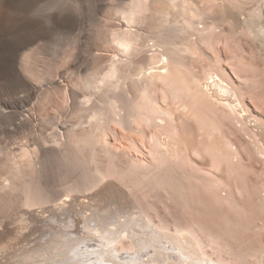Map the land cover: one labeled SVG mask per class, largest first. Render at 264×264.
I'll use <instances>...</instances> for the list:
<instances>
[{
    "label": "bare ground",
    "instance_id": "6f19581e",
    "mask_svg": "<svg viewBox=\"0 0 264 264\" xmlns=\"http://www.w3.org/2000/svg\"><path fill=\"white\" fill-rule=\"evenodd\" d=\"M69 1L59 0L61 5ZM195 1L129 0L118 10L120 23L110 31L109 41L121 56L112 59L109 65L106 63L107 66L97 64L96 69L80 78L82 94L72 90L70 98L76 104L82 96L77 108L81 113L82 123L85 124L66 131L64 138L62 134L60 138L53 139L52 150L56 148L73 167L82 170V174H79L85 181L82 180L81 185L77 183V186L75 183L73 187L77 192L88 191L91 186L110 178L124 181L126 188L132 193L140 183L130 182L127 178L135 174L147 186L153 190L166 191L183 206L190 207V197L194 200L193 197L205 193L217 207L225 208L228 214L234 212L240 219L248 217L239 199L242 200L240 197L245 198L243 196L247 194H259L256 183H249L258 173L251 162L253 159H249L252 157L249 151L251 149L248 150L245 141L236 134L246 136L251 145H254V138L264 145V124L260 123V118L244 103V96L247 95L256 102V107H264V70L240 79L241 82L235 85L233 81H226L222 77L224 74L217 72L219 67L211 64L214 62L213 58L205 54L204 58L208 56L210 65H205L206 62L202 59L201 62L205 63H201V72L197 71L193 67L195 64L191 65V62L201 59V42L212 47L221 31L216 32V26H212L214 30L210 31L204 25H196V22L203 23L207 18L209 12L206 8H210L208 5H217L225 0H199L198 5ZM252 1L228 0L226 2L229 7L223 13L234 16L232 24L230 23L234 31L245 28L254 40L264 43V0H259L261 3L258 7L249 6L250 10L243 18L238 16L239 8ZM2 5L0 0V7ZM11 56V67L5 66L11 73L22 77L24 81L27 78L25 74L35 81L42 78L30 66V55L21 59ZM3 63L2 61L1 66ZM95 63H99L97 59ZM127 68L129 71H126ZM27 79L30 83V79ZM33 86L37 88L38 85ZM158 91L163 95L160 100L156 96ZM187 100L189 103L186 105ZM182 101L184 103L180 108ZM251 116L254 120L250 119ZM29 118H20V123L29 124ZM142 122L152 132L153 138L152 142L148 138L145 145H151L156 154H152V161L149 162L145 159H130L128 163H122V155L115 153L107 140L103 142L102 136L108 134L118 143H135L136 138L131 136L132 133H146ZM113 124L130 136H120L123 131L118 132ZM254 127L259 130H254ZM232 135L235 138L237 136L243 153L235 145ZM43 141L46 142L44 139ZM103 143L106 147L100 145ZM99 148L106 158V166L102 169L96 164L93 170L89 169V161L84 152L88 150L89 160L97 163ZM35 150L25 149L22 152L25 161L15 167L16 174L31 170L37 159ZM244 152L248 163L243 156ZM32 179L22 184L24 205L35 207L56 201L39 179ZM225 190V195H222L221 192ZM75 199L76 196H67L58 207L66 210L72 202L77 201ZM111 202H107L109 205L97 204L98 207L89 205L90 200L83 202V208L72 212L70 218L67 217V212L64 213L66 219L61 229L51 231L32 246L26 242L28 247L10 250L19 239H13L14 233L11 235L1 232L0 264H162L167 261L182 264H226L224 261H212L200 240L192 233L185 230L180 232L178 227L169 230L162 222L155 223L141 212L130 197L127 204ZM258 203L256 204L264 212V192ZM227 216L228 223L236 226L237 223ZM71 225L75 227L68 230ZM124 239H127V243L123 242ZM252 264H264V255H260Z\"/></svg>",
    "mask_w": 264,
    "mask_h": 264
},
{
    "label": "rangeland",
    "instance_id": "374dc122",
    "mask_svg": "<svg viewBox=\"0 0 264 264\" xmlns=\"http://www.w3.org/2000/svg\"><path fill=\"white\" fill-rule=\"evenodd\" d=\"M128 1L70 0L61 5L59 0H1L3 7H0V21L2 19V24L0 23V238L3 237L1 232H7L11 235L14 233L13 239L17 237L19 241L13 248H9L10 250L28 247L29 243V246H32V244L39 242L41 237L50 234L51 231L61 229V225L66 219L65 215L67 214V217L70 218L72 212L83 208V202L90 200L88 204L93 207H98L97 204L109 205L110 203L107 202H111V200V203L127 204V199L130 197L132 202L140 207L141 212L155 223L162 222L169 230L178 227L180 232L185 230L192 233L200 240L212 261H224L226 264H252L260 255H264V212L261 210L262 208H259L260 205L256 204L259 202L261 193L264 192V156H262L264 145L257 138H254V145H251L246 136L245 138L240 133L236 134L237 136L239 134L238 137L243 142L245 141V146L249 147L248 150L251 149L249 151L252 157L249 159H253L251 162L254 163L256 173H258L256 177L252 178L253 180L256 178L254 183H251L253 180L249 183H256L259 194H247L243 196L245 198L240 197L242 200L239 199L247 214L246 217L248 216L246 219L237 218L234 212L228 214L225 208L217 207L208 197L209 195L205 193V196L201 193L193 197L194 200L190 197V207L183 206L174 196L162 189L153 190L135 174H131L127 178L130 182L140 183L132 191L133 194L128 191L124 181L110 178L91 186L92 188H88V191L77 192L78 190L74 188L75 183L77 186V183L81 185L82 180L85 181L80 175L82 174L81 168L73 167L61 152H57L56 148H53L54 151L52 150L55 137L60 138L64 134L62 136L64 138L66 131L77 129L85 124L82 123L81 113L77 108L82 96L79 97L76 104H73L70 98L71 91H76L79 95L82 94L80 88L82 77L96 69L97 64L104 66L107 63L109 65L108 63L112 59L115 60L121 56L113 48L114 44L111 45L112 42L109 41L111 39L110 31L119 26L120 15L118 10ZM226 1L228 0L220 1L217 5L214 4L215 7L213 3L208 5L210 8L206 5V11L209 13L207 12V18L203 20L204 24L196 22V25H204L209 30H214L216 26V32L217 30L218 32L221 31V35L219 34L220 36L218 35V38L213 42L212 50L211 46L209 48L201 42L202 52L199 55L201 59L193 60L197 62H191V65L192 63L195 64L193 67L195 66L194 68L201 72V63L204 65L206 62L205 65H210L211 61L208 56L204 58V56L209 55V58H213L214 61L211 64H216V68L219 67L217 72H220V75L224 74L222 77L226 81L230 83L233 81L234 83H232L237 85L245 77H251L253 74L255 75L256 71L264 70V58L262 57L264 55V43L258 39L254 40L245 28L238 31L233 30L231 24L234 16L229 14L227 16L226 13H223L229 7ZM257 1L253 0L248 5L243 4L239 8V18L247 15L250 7H258L261 1ZM195 2L197 5L199 4V0ZM55 21L60 22L56 23ZM210 25L214 27L211 28ZM218 40L219 42H217ZM6 51L7 53L11 52L7 54ZM10 55L17 56V59L30 55V66L36 73L41 74L42 78L35 81L25 74L30 79L29 83L27 78L24 81L25 79L22 77L11 73L8 70V67H11ZM3 58L8 61H4ZM96 59L99 63H95ZM202 59L205 62H201ZM214 59L217 60V63ZM2 61L4 67L1 66ZM93 61L95 62L93 63ZM252 66L254 70L256 67L258 69L252 71ZM126 71H129V68ZM33 85L38 86L35 88ZM160 92L156 93L157 98L159 96L158 100L163 96ZM184 101L179 105L180 108ZM188 103L187 100L186 105ZM244 103L250 111L252 110V113H255L257 118H260V123L264 124V107H256V102L247 95L244 96ZM24 116L30 117L29 124L20 123L19 119ZM83 119L85 118L83 117ZM251 122L250 124H254ZM257 124L259 125V123ZM143 125L146 124L142 122ZM114 126L118 132L123 131L120 136L122 134L130 136L121 127ZM145 128V135L130 133L136 138L135 143H130L127 140H124L127 142L118 143L119 141L116 142L108 134H104L102 140L103 142L107 140L110 144L109 147L112 146L111 149L115 153L118 152L117 154L122 155L123 159H121L124 160L122 163H128L130 159L135 161L145 159L149 162L152 161L156 150L151 149L149 144L145 145L148 143L146 141L148 138L151 142L153 139L152 132L148 131L149 128L146 126ZM253 129L259 130L255 127ZM237 136L235 138V135H232L231 138L240 149L242 147ZM100 145L106 147L104 143ZM42 147L46 148H43L44 153H42ZM257 148L258 150H256ZM25 149L29 151L36 149L37 159L31 170L16 174L15 167L25 161V155H22ZM241 151L243 153V150ZM97 152V163L89 160L88 150L84 152L89 161L87 164L89 169L93 170L96 164L102 169L106 166V158L101 148ZM243 156L248 163L245 152ZM32 178L39 179L40 183L43 184L42 186L56 201L35 207L24 205V191L22 190L24 185L22 184L27 183L28 180H33ZM222 192L226 193V190ZM222 192L221 194L225 195ZM67 196H76L77 199L75 200L77 201L72 202L68 207L66 206V210L59 208L58 205L61 200ZM92 202L96 203L92 205ZM227 215L237 223L236 226H231L228 223ZM74 227L71 225L67 229L73 230ZM26 242L28 244L25 245ZM123 242L127 243V239H124ZM20 244L22 245L19 246ZM162 264L182 263L167 261Z\"/></svg>",
    "mask_w": 264,
    "mask_h": 264
}]
</instances>
